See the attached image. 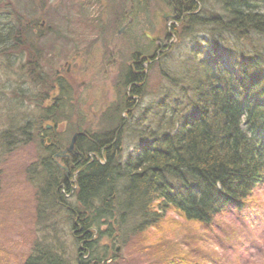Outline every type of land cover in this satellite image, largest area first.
Here are the masks:
<instances>
[{"label": "trees", "instance_id": "obj_1", "mask_svg": "<svg viewBox=\"0 0 264 264\" xmlns=\"http://www.w3.org/2000/svg\"><path fill=\"white\" fill-rule=\"evenodd\" d=\"M161 1L175 15L170 35L182 47L176 62H167L174 49L158 56L149 40L137 46L99 129L78 132L73 170L67 174L51 159L53 143L26 168L41 222L59 207L74 218L76 257L61 243L38 240L21 264H117L104 238L126 246L170 214L211 226L216 217L245 210L250 193L264 185V0ZM17 25L14 34H22L25 26ZM150 95L135 114L136 101ZM11 105L0 93V156L33 142L38 126L18 119ZM53 116L55 123L66 119ZM121 132L133 148L125 157L116 151ZM2 178L0 167V190ZM160 257L146 264H200L188 253Z\"/></svg>", "mask_w": 264, "mask_h": 264}, {"label": "rangeland", "instance_id": "obj_2", "mask_svg": "<svg viewBox=\"0 0 264 264\" xmlns=\"http://www.w3.org/2000/svg\"><path fill=\"white\" fill-rule=\"evenodd\" d=\"M135 7L139 11L134 16ZM170 13L161 0H0V93L18 119L38 125L33 142L0 156V264H21L38 240L61 243L76 257L74 218L59 207L43 214L45 222H41L37 189L29 183L26 168L53 143L57 151L51 159L67 174L73 170V162H66L73 153L63 152L74 134L86 130L90 135L99 129L102 113L117 98L119 73L137 46H148L154 37L152 49L159 44L167 50L171 45L174 50L167 62H176L175 49L182 47L166 35L174 23ZM18 22L25 27L15 35ZM151 75L153 87L155 73ZM151 100V95L139 98L135 114ZM54 112L65 121L55 123ZM46 125L53 126L51 135L44 134ZM126 142L121 144L124 157L133 150ZM247 200L245 210L216 217L211 226L170 214L157 228L129 239L126 246L118 241L112 245L106 238L101 244L113 246L117 264H146L149 257L161 255L168 261L187 253L191 263L264 264V185ZM193 247H199L198 255L191 253Z\"/></svg>", "mask_w": 264, "mask_h": 264}, {"label": "bare ground", "instance_id": "obj_3", "mask_svg": "<svg viewBox=\"0 0 264 264\" xmlns=\"http://www.w3.org/2000/svg\"><path fill=\"white\" fill-rule=\"evenodd\" d=\"M174 37L173 35H170V37ZM149 39V38H148ZM156 39L154 38V37H151L150 38V40L149 41H151L152 42V44L153 45H151V48H150V52H151V54H157L158 56H159V54H161V52H163V50L164 49H162V45L160 46L159 44H157L158 46H156V47H154V49H152V46H154L155 44H156V41H155ZM151 55H149V57H150ZM28 122V121H27ZM34 124H36V123H34ZM33 124V125H34ZM101 126V125H100ZM127 136V133H125V132H121L120 133V135H119V133L118 134H116V137H118V139H120L121 140V142H120V146H118V148L116 149V151L120 154L121 153V151H122V147H121V144H122V142H123V140L125 139V137ZM126 141H124V143H125ZM126 143H131V142H126Z\"/></svg>", "mask_w": 264, "mask_h": 264}, {"label": "water", "instance_id": "obj_4", "mask_svg": "<svg viewBox=\"0 0 264 264\" xmlns=\"http://www.w3.org/2000/svg\"><path fill=\"white\" fill-rule=\"evenodd\" d=\"M76 137H77V134H75V135L72 137L70 147H69L66 151H72L73 146H74V143H75V141H76Z\"/></svg>", "mask_w": 264, "mask_h": 264}, {"label": "flooded vegetation", "instance_id": "obj_5", "mask_svg": "<svg viewBox=\"0 0 264 264\" xmlns=\"http://www.w3.org/2000/svg\"><path fill=\"white\" fill-rule=\"evenodd\" d=\"M70 161H73V159L71 157L68 158V162L67 163L69 164Z\"/></svg>", "mask_w": 264, "mask_h": 264}]
</instances>
